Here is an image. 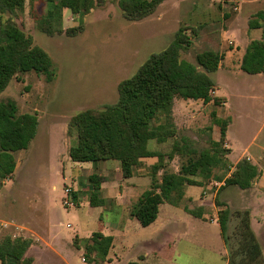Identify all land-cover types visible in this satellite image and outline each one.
<instances>
[{"label":"rangeland","instance_id":"obj_1","mask_svg":"<svg viewBox=\"0 0 264 264\" xmlns=\"http://www.w3.org/2000/svg\"><path fill=\"white\" fill-rule=\"evenodd\" d=\"M47 9L46 0H26V9L17 21L50 54L58 68L57 79L49 83L35 72L21 74L0 96V102H17L20 114L39 118L38 133L29 149L15 154L18 167L14 176L0 179V243L9 237L30 236L19 225L29 226L35 219L51 222L56 235L58 255L47 251L44 259L48 264H128L144 256L147 264H226L232 237L248 212L252 231L259 235L264 250V192L259 194V186L223 188L211 184L213 179L204 183V193L202 186H187L191 202L185 200L181 206L164 203L157 221L143 227L132 216V209L151 187V167L137 168L136 176L124 178L119 162L93 166L73 162L69 154L77 144L76 133L69 130L72 117L116 103L120 83L131 78L151 55L168 48L179 30L186 29L193 35V44L182 54L184 60L197 64V55L208 50L220 53L223 60L214 75L217 87L211 104L176 99L178 137L189 138L201 152L212 140L221 139V126L215 123L219 119L228 125L224 148L230 151L231 169L239 158L252 155L264 145V76L245 73L241 63L247 46L262 38V29L251 30L249 22L264 10V0H166L154 15L140 22L127 21L117 0H106L103 7L86 16L64 9L65 29L85 27L76 38L41 33L35 21ZM160 121L165 117L155 119L153 127ZM173 142L151 141L149 149L167 153ZM248 147L251 151L246 152ZM259 159L257 166L263 175L264 154ZM157 160L147 159L151 163ZM184 163L186 157L177 156L165 164L166 170L178 172ZM220 169L224 172H219V182L229 174ZM92 174L101 179V191L96 193L104 200L100 206L90 202ZM67 188L72 194L66 193ZM69 199L73 206H65ZM204 202V218L184 210L198 211ZM227 208L231 216L223 233L219 213ZM5 223L9 226L4 227ZM99 231L114 238L109 260L84 262V243Z\"/></svg>","mask_w":264,"mask_h":264},{"label":"trees","instance_id":"obj_2","mask_svg":"<svg viewBox=\"0 0 264 264\" xmlns=\"http://www.w3.org/2000/svg\"><path fill=\"white\" fill-rule=\"evenodd\" d=\"M48 9L36 19L38 30L49 37L56 35L76 38L85 31L84 26L64 28L63 12L69 9L74 15H89L103 7L106 0H46ZM123 17L129 22H140L154 15L166 0H117ZM231 0H223L228 2ZM237 1V0H233ZM26 9V0H0V96L11 82L21 74L35 72L45 76L47 82L58 77V68L50 54L35 43L34 37L26 33L18 19ZM3 18H5L3 20ZM251 30L262 29V38L252 41L242 59L241 69L250 75L264 74V10L250 20ZM186 29L178 31L174 41L160 53L150 58L129 79L119 85L116 103L101 109H87L72 117L70 132L77 135V144L69 151L76 163H98L116 161L121 164L124 178H131L134 170L141 167L145 158H158L151 167V187L144 192L132 209L143 227L156 222L160 207L164 203L179 206L185 197L186 186H204L212 179L216 168L231 172L228 164L230 151L224 148L227 136V121L215 119L221 126V140L211 141L210 147L197 152L189 138L178 137L174 119L176 99L203 101L214 100L212 92L217 87L214 75L219 71L223 56L213 50L197 55V64L182 58L193 42ZM197 32V31H196ZM160 115L165 121L158 127L153 122ZM39 118L36 114H20L17 102H0V179L14 176L17 168L15 154L29 149L36 138ZM173 139L170 152L163 153L149 149V143L160 144ZM177 156L186 157V163L178 172H168L167 162ZM163 171V174L160 173ZM260 170L253 162L244 158L235 166L225 181L226 187L241 190L252 188ZM94 190H101V179L89 177ZM73 197H77L73 194ZM104 200L91 197L92 206H100ZM220 204V203H219ZM222 204V203H221ZM220 204V205H221ZM186 211L197 218H203L202 209ZM231 211H220L219 222L225 233ZM231 257L228 264H264L263 248L251 228L248 212L242 217L232 237ZM114 238L102 231L95 232L84 243V256L88 262H106L113 247ZM31 241L24 238H6L0 243V261L33 264L26 258ZM147 264L141 257L139 262Z\"/></svg>","mask_w":264,"mask_h":264},{"label":"crops","instance_id":"obj_3","mask_svg":"<svg viewBox=\"0 0 264 264\" xmlns=\"http://www.w3.org/2000/svg\"><path fill=\"white\" fill-rule=\"evenodd\" d=\"M256 40H259V39H256ZM254 41V40H253ZM249 46V45H248ZM247 46V47H248ZM244 54H245V51L242 53V58H243V56H244ZM259 76H264V74H260ZM192 101H194V100H187V101H185L186 103H190V102H192ZM194 102H200V101H194ZM203 102V101H202ZM212 102V101H211ZM211 102H209V103H205V104H211ZM165 117L164 115H160L159 117ZM158 117V118H159ZM217 120H219V119H217ZM155 121V120H154ZM161 124V121L159 122V124H158V126ZM157 126V127H158ZM228 131V130H227ZM227 137V136H226ZM221 140V139H220ZM219 140V141H220ZM214 141V140H213ZM226 141V140H225ZM227 141H229L228 139H227ZM218 142V141H217ZM251 148L252 147H248L247 148V150H246V152H248V151H251ZM229 149L231 150V154H232V149H231V144H230V147H229ZM261 154H264V145L262 146V145H260L257 149H254L253 150V154L252 155H247V159L248 160H250V161H253L254 162V164L255 165H257V160H260L259 159V156L261 155ZM16 156V155H15ZM242 158V157H241ZM241 158H239V160H237V162H239L240 161V159ZM147 159H150V158H145V159H143L142 160V165H141V167H139V168H145V166H147V167H152L153 165H155L157 162H158V160L157 161H155V162H149V161H147ZM156 159H158V158H156ZM17 160V159H16ZM237 162H236V164H237ZM102 163H106V162H98V163H93L94 165L93 166H97L98 164H102ZM235 164V165H236ZM119 166H120V168H121V165L119 164ZM17 167H18V165H17ZM16 170H17V168H16ZM234 171V167L231 169V172H229V174H227L225 177H223V179L221 180V182H219V181H216V180H218V174H219V172H224L223 170H221L220 168H216V169H214V171H213V173H212V181H213V183H211V184H215V185H218V184H220V186H224L225 185V181L231 176V174H232V172ZM16 172V171H15ZM136 172L137 171H135L134 170V175H133V177L134 176H136ZM92 175H95V174H92ZM91 175V176H92ZM98 176V175H97ZM221 177V176H220ZM219 177V178H220ZM256 186H259V188L257 189V191L259 192V194H260V192H264V174L263 175H259V177L255 180V183H253V186L252 187H255L256 188ZM186 188H187V186L185 187V197L183 198V200L181 201V203L183 202V201H185V200H188V201H192V196H190V195H188L187 194V192H186ZM209 188V187H208ZM202 189H203V193H204V190H206L207 189V187H205V185L204 186H202ZM254 190H256V189H254ZM101 191V190H100ZM100 191H95V190H92V196H93V194H96V193H98V192H100ZM216 193H218V192H216ZM75 194H77L76 192H75ZM142 197V196H141ZM140 197V198H141ZM140 198H139V200H140ZM138 200V201H139ZM204 200V199H203ZM138 201H137V203H138ZM205 201V200H204ZM91 202V201H90ZM207 203L206 202H204L203 204H201V206H200V209H202L203 207H205V205H206ZM173 206H175V205H173ZM179 206H181V205H179ZM161 208V207H160ZM185 211H186V209H184ZM190 210H193V209H190ZM202 211L204 212V209H202ZM187 212V211H186ZM160 213V212H159ZM188 213V212H187ZM190 214V213H189ZM206 216V213L204 212V216H203V218ZM159 217V216H158ZM158 219V218H157ZM157 221V220H156ZM32 223V224H31ZM154 224V223H153ZM23 230H25V232H27V233H29L30 234V236H28V235H25V237H23L24 239H26V240H30L31 241V247L29 248V250L27 251V253H26V255L28 256V255H31V257H27L26 256V258H31V259H33L34 260V263L33 264H48L46 261H45V259H44V257L46 256V254H48L49 252H47V251H51L53 254H57L58 255V250H57V248L55 247V243H56V235L54 234V232H53V230L50 228V226H51V222H39V221H36L35 222V219L33 220V222H30V224H29V226H22V225H19ZM257 237V239H258V241L261 243V241L259 240L260 239V237H259V235H257L256 236ZM77 243H76V246L77 247H79V244H78V241H76ZM262 245V244H261ZM262 248H263V246H262ZM264 251V250H263ZM35 253L37 254V255H35ZM49 255V254H48ZM144 258H145V256H144ZM108 260H109V257H108ZM107 260V261H108ZM7 262H9V264H10V261H6V263ZM229 263V261L226 263V264H228ZM8 264V263H7Z\"/></svg>","mask_w":264,"mask_h":264},{"label":"built area","instance_id":"obj_4","mask_svg":"<svg viewBox=\"0 0 264 264\" xmlns=\"http://www.w3.org/2000/svg\"><path fill=\"white\" fill-rule=\"evenodd\" d=\"M235 9L238 10L237 8H235ZM66 193H67L68 195L72 194L71 189L67 188V189H66ZM64 204H65V206H68V207L74 205L73 202H70V199H69V200H66V201L64 202ZM8 226H9V225H8L7 223L4 224V227H8ZM83 261L85 262V259H83Z\"/></svg>","mask_w":264,"mask_h":264}]
</instances>
